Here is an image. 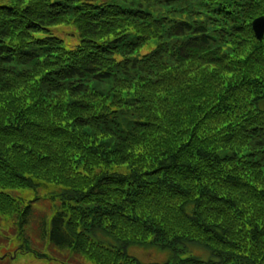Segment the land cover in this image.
Instances as JSON below:
<instances>
[{
	"label": "trees",
	"instance_id": "1",
	"mask_svg": "<svg viewBox=\"0 0 264 264\" xmlns=\"http://www.w3.org/2000/svg\"><path fill=\"white\" fill-rule=\"evenodd\" d=\"M122 1L0 0V211L42 188L61 264H264V0Z\"/></svg>",
	"mask_w": 264,
	"mask_h": 264
},
{
	"label": "rangeland",
	"instance_id": "2",
	"mask_svg": "<svg viewBox=\"0 0 264 264\" xmlns=\"http://www.w3.org/2000/svg\"><path fill=\"white\" fill-rule=\"evenodd\" d=\"M96 2H101L105 0H93ZM123 4L122 0H117ZM158 8V6H154ZM172 15V14H171ZM173 16L181 17L179 14H173ZM71 27L65 26L62 32L56 31L59 37L64 39V42L68 46H72L76 43L77 38L70 34L72 33ZM142 52H145L143 50ZM93 84H96L93 82ZM101 88H107L110 85V81H103L99 83ZM42 188L32 190V189H14L10 193L16 198L15 207L18 211L13 214H6L0 211V264H61L57 259H66V256L60 251L48 247L46 239L39 235V226L42 223L43 218L48 217L55 210L58 204L52 201L50 198L37 197L38 190ZM55 191V190H54ZM30 205L31 207V218L30 222L23 229V235L25 239L28 240V246L23 247L22 238L19 239L16 235L18 233V225L15 217H17L18 212L22 209L24 205ZM43 232V230H42ZM30 234V235H28ZM22 246V247H21ZM29 247V248H28ZM28 249L29 252H26ZM27 250V251H28ZM33 250L37 255L44 254L45 257L41 258L32 253ZM201 249H195V253H201ZM128 253L136 256L142 262H152L154 264H161L166 260H172L173 254L167 250H162L158 246H132L128 249ZM47 258V259H46ZM52 259V260H50ZM68 262L75 263L73 260H68ZM78 261L75 264H78ZM83 264H91L89 262H82Z\"/></svg>",
	"mask_w": 264,
	"mask_h": 264
},
{
	"label": "water",
	"instance_id": "3",
	"mask_svg": "<svg viewBox=\"0 0 264 264\" xmlns=\"http://www.w3.org/2000/svg\"><path fill=\"white\" fill-rule=\"evenodd\" d=\"M252 29L257 39H262L264 35V15L255 17L252 22Z\"/></svg>",
	"mask_w": 264,
	"mask_h": 264
}]
</instances>
